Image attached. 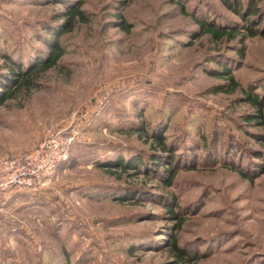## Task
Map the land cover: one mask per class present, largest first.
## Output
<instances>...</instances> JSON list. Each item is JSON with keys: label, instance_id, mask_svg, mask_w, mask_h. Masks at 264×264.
I'll return each instance as SVG.
<instances>
[{"label": "rangeland", "instance_id": "374dc122", "mask_svg": "<svg viewBox=\"0 0 264 264\" xmlns=\"http://www.w3.org/2000/svg\"><path fill=\"white\" fill-rule=\"evenodd\" d=\"M63 1L0 0V75L10 59L25 66L40 57L44 27ZM81 3L87 21L60 38L59 65L0 104V156L32 149L60 127L77 131L69 159L47 183L0 193V264H175L174 238L197 254L185 264H264V174L249 180L225 165L253 167L255 128L240 118L250 107L234 102L238 93H212L220 79L205 72L216 67L210 56L224 53L240 63V85L261 93L264 36L247 38L242 58L233 41H191L194 17L241 22L220 0ZM119 18L127 30L114 26ZM138 124L147 132L164 127L187 153L172 186L95 166L120 154L147 157ZM214 132L209 150L204 137ZM172 193L181 225L165 211Z\"/></svg>", "mask_w": 264, "mask_h": 264}, {"label": "trees", "instance_id": "16d2710c", "mask_svg": "<svg viewBox=\"0 0 264 264\" xmlns=\"http://www.w3.org/2000/svg\"><path fill=\"white\" fill-rule=\"evenodd\" d=\"M222 4L238 17L241 22L218 23L212 18L194 17V22L198 26L196 30L189 34L190 40L193 41L199 37L206 36L207 39L216 44H222L226 41L235 42L236 53L240 58L245 54V41L247 38L255 36H264V13L259 5L264 0H220ZM64 10L55 13L52 16L53 22L44 27L45 35L42 37V42L46 49L37 57L35 61L28 62L25 66L16 63L10 59L13 65L6 73L0 75V104L19 90L31 87L35 84L33 77L40 71H46L49 68L57 67L59 60L64 54V49L61 45L60 38L67 32L72 31L78 23L87 21L85 12L81 8V0H70ZM118 17H122V13H118ZM114 26L122 30L128 29V24L124 19L119 18L114 21ZM189 45L191 44L188 43ZM224 53H213L210 56L212 62L216 63V67H207L205 72L210 76L219 78L220 81L211 86L212 93H238L234 97V102L247 104L250 110L242 113L240 118L243 125L248 128H255L254 131L248 132L253 142L258 144V147L250 148L252 154L253 167L240 168L233 164V161L226 162L225 165L237 170L242 176L253 180L255 177L264 174V88L261 93L256 92L255 85L242 87L235 77L234 71L239 67L236 59L225 61ZM138 135L144 134L147 138L150 151L147 157L134 154L129 157L122 154L117 155L113 160L97 161L95 166L109 173L115 174L116 171L126 172L128 169H133L143 174H150L154 179L163 182L166 187L173 185L179 163L182 157L187 153H179L180 147L171 141L167 140L165 128H152L147 132L143 124H138L135 127ZM206 145L209 149V141L217 143V133L212 134V139L204 137ZM230 146V145H229ZM210 150V149H209ZM234 152V151H233ZM70 156V149H69ZM69 159V157H68ZM66 159V160H68ZM211 165L218 163L217 157L212 159ZM62 161L60 163L66 162ZM188 160V159H187ZM225 162V161H224ZM223 162V163H224ZM59 163V164H60ZM184 164L186 161L183 162ZM58 164V165H59ZM196 163L194 159L190 160L189 168H194ZM176 196L172 193L168 201L164 202L165 211L169 216L179 222V225L184 221L181 214L176 211ZM173 238V237H172ZM171 251H175V264H185L194 258H198L197 254L180 247L177 240L170 239Z\"/></svg>", "mask_w": 264, "mask_h": 264}, {"label": "built area", "instance_id": "2783aa9c", "mask_svg": "<svg viewBox=\"0 0 264 264\" xmlns=\"http://www.w3.org/2000/svg\"><path fill=\"white\" fill-rule=\"evenodd\" d=\"M76 134L75 129L60 127L32 149L0 156V193L47 183L58 164L68 159Z\"/></svg>", "mask_w": 264, "mask_h": 264}]
</instances>
